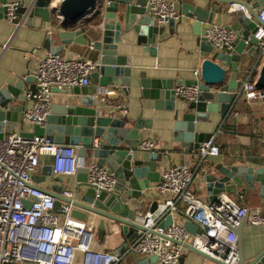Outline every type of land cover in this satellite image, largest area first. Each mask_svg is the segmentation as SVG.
I'll return each mask as SVG.
<instances>
[{
	"label": "built area",
	"instance_id": "1",
	"mask_svg": "<svg viewBox=\"0 0 264 264\" xmlns=\"http://www.w3.org/2000/svg\"><path fill=\"white\" fill-rule=\"evenodd\" d=\"M2 6L6 20L19 25L16 10L20 3L7 0ZM147 8L156 25L163 26L169 20L179 19L170 0H147ZM257 17L254 51L256 59L263 62L264 5ZM237 36L229 26L214 23L204 33L205 40L217 51L232 50ZM97 68V62L80 55L64 57L45 53L31 73L35 89L24 93L25 100L30 103L23 111V121L43 127L51 111L52 89L89 86L91 74ZM198 74L195 70L194 75ZM173 91L176 98L192 102L197 98L198 86L177 85ZM124 94V89L117 85L96 86L94 99L103 112L126 115L129 106ZM240 96L247 102H264V90L255 86L251 75L242 80ZM260 143L264 152V134ZM155 149L152 138L143 139L135 148L142 152ZM77 152V146L54 144L37 135L24 137L12 131L0 137V264H119L127 253L155 256L158 264H177L183 244H189L214 261L237 264L236 229L242 219L247 216L250 225H264V215L239 206L225 193L218 195L214 202L197 197L190 188L195 172L187 163L181 162L161 168L154 190L158 199L156 209L135 214L133 222L141 229L127 250L113 254L94 249L90 229L93 226L71 216L77 183L74 182L73 189L63 190L60 196L64 200H58L51 192L32 182L40 158L50 156L54 176L73 177L78 169L84 168L88 187L97 193L113 192L116 186L114 175L96 163H85ZM195 153L201 161L217 156L219 147L215 136L202 143ZM176 215H181L184 222L197 225L198 231L190 234L184 228V222L175 220ZM168 216L172 221L162 227Z\"/></svg>",
	"mask_w": 264,
	"mask_h": 264
},
{
	"label": "water",
	"instance_id": "2",
	"mask_svg": "<svg viewBox=\"0 0 264 264\" xmlns=\"http://www.w3.org/2000/svg\"><path fill=\"white\" fill-rule=\"evenodd\" d=\"M215 1L220 6L209 10L207 17L201 9L183 6L185 16L194 18L196 24L202 25L200 50L210 55L200 64L198 80H183L176 83V86H198L196 100L187 103L181 121L175 125L179 132L176 139L181 142L183 148L190 151L197 150L211 137L210 134L196 132L195 123L206 122L211 112L219 111L223 118L232 110L239 98L242 85V80L239 78L240 65L244 57L254 53V46L257 44L254 35L259 21L255 9L262 0ZM6 2L7 0H0V8L4 16L6 11L2 5ZM231 6H236L237 9L233 11L235 21L230 28L238 36L233 42L232 50L217 51L205 40L204 33L213 23L214 14H220L223 7ZM19 13L27 16L28 25H31L33 18H39L41 24L55 22L58 46L51 49V40H46L44 43L45 49H51L52 54H57L71 44L85 46L86 54L89 50L95 51L98 54V68L91 74V79L93 81L99 79L98 86L104 87L111 85L118 77L124 86H130L129 59L117 54V47L121 43L123 34L133 31L138 35V42L142 41L154 47L156 36L163 32V27L155 24L148 11L147 0H29L27 5H20L17 8L16 14ZM167 24L172 26L175 21L169 20ZM90 30L97 31L96 40H92L89 36ZM145 36L149 38L146 41ZM257 63L258 61L256 65ZM138 85L142 96L155 100L157 107L161 99L175 98L174 88L170 82L150 80L140 73ZM255 86L264 90V61L259 67ZM95 92L96 86L74 89L66 103L51 108L43 127L35 126L33 133H21V135L24 137L37 135L46 137L54 144L77 146V154L80 158L85 157L89 151L97 166L106 167L114 175L116 179L114 191L98 193L94 188L86 185L85 177L83 179L77 177L75 193L81 194V197L72 201L73 218L86 221L90 215H97L139 230L140 226L133 222L136 211L144 205H147L149 212L156 209L157 200H147V191L150 184L159 181L158 164L166 154L158 151H136L135 148L145 139L140 130L150 128L149 121L136 120L130 123L119 116L105 115L94 99ZM15 96L16 93L11 88L0 91V137L13 131L15 124L7 121L19 109L18 106L11 105ZM84 126L91 131L92 138L98 140L96 145L91 142L81 143L80 134ZM2 128H5V131ZM131 150H134L133 153H130ZM213 171L217 175L206 173L203 179L208 194L213 195L210 202L216 201L217 195L235 186L243 183L250 185L254 179L260 183L261 191L264 193V175L259 172L253 175L250 168L217 165L213 167ZM77 173L84 175L86 170L81 168ZM57 180L59 185L51 193L58 200H64L60 194L66 189V182L62 177H57ZM65 201L69 202V200ZM246 220L247 216L241 223ZM171 221V216H168L162 227L167 226ZM183 225L192 235L198 231L197 225L192 222L185 221ZM236 237L237 264H264V248L257 254L245 258L241 237L238 233ZM183 246L214 264H223L212 260L189 244ZM182 260L181 257L178 264H181ZM120 263L158 264L155 256L142 257L135 253L129 258L125 257Z\"/></svg>",
	"mask_w": 264,
	"mask_h": 264
},
{
	"label": "crops",
	"instance_id": "3",
	"mask_svg": "<svg viewBox=\"0 0 264 264\" xmlns=\"http://www.w3.org/2000/svg\"><path fill=\"white\" fill-rule=\"evenodd\" d=\"M8 1L27 5L29 0ZM170 1L174 4L178 14L181 15L174 25L165 24L162 26L163 32L156 36L154 47L148 43L144 44L142 41L138 42V35L133 31L121 36L117 54L129 59L130 86H124L118 77L107 87L115 85L122 87L129 109L126 115H118L112 112L104 113L113 117L119 116L130 123L136 120L149 121L150 128L142 129L140 132L143 134V138H152L155 141L156 149L154 151L166 154L162 162L158 164L159 173L161 167L181 162L187 163L195 172L190 186L191 191L200 199L210 202L213 195L208 194L203 179L206 173L217 175L213 171V167L217 165L247 167L251 169L253 175L257 172L264 175V152L260 143V137L264 134V102H247L240 96L228 116L222 118L219 111H215L209 113L206 122L195 123L196 132L215 136V141L219 147L217 156L208 157L201 161L194 150L190 151L182 147L181 142L176 139L179 132L175 125L181 121L188 102L176 97L172 100L163 98L158 101L159 107H157L155 100L142 96L138 85L139 74L143 73L150 80L170 82L173 88L177 82L183 80H198L194 71L199 72L202 60L210 55L200 50L202 25L196 24L194 18L186 17L183 6L201 9L207 17L208 11L212 8H219L220 4L215 0ZM263 5L264 0L258 5L255 12H258ZM236 9V6L223 7L222 13L214 14L213 23L230 27L235 21L233 11ZM16 23L19 25L8 22L0 8V91L11 88L16 93L11 105L18 106L19 109L7 121L15 124L13 131L31 134L34 132L35 126L24 122L22 119L23 108H27L30 103L25 100L24 93L26 90L35 89L31 73L35 69L38 59L47 52L51 53V49L58 46L59 39L55 22L41 24L39 18H33L31 25H28L27 16L19 13ZM88 34L92 40H96L98 37L97 31L90 30ZM148 39L145 36V41ZM46 40H51V49L49 50L44 47ZM85 52V46L71 44L65 46L57 54L64 57L80 55L98 63V54L95 51L89 50L87 54ZM243 60L240 65L239 78L245 80L251 75L255 80L262 61L256 59L255 51L244 57ZM90 80V85L86 87L98 86L99 79L97 81ZM76 88L80 87H54L52 89L51 108L66 103L71 97V91ZM7 122L5 121V123ZM2 130L5 131V128ZM80 141L81 143L91 142L93 144L98 142L97 139L92 138L91 131L85 126L81 130ZM81 159L85 163H96L89 151ZM51 163L52 158L50 156H42L40 165L32 176V182L42 190L54 192L59 181L57 176L51 172ZM84 175L77 173L73 177L63 178L66 182V189H73L74 182L78 180L77 177L79 179L86 178V174ZM156 183L150 184L147 191V200L149 201L157 199V194L154 191ZM224 193L232 197L239 206L264 215V193L261 191L260 183L255 179L250 185L243 183L226 190ZM80 197L81 194L75 193L74 199L78 200ZM146 211H148L147 205H144L137 209L136 214ZM175 220L184 222L181 215H176ZM86 222L93 226L90 228L92 248L106 250L113 254L125 252L138 231L136 228L97 215H90ZM236 233L241 237L245 258L257 254L264 248V225L252 226L246 220L236 229ZM131 254L127 253L126 257L129 258ZM181 257L183 258L181 264H214V262L190 252L187 248H183Z\"/></svg>",
	"mask_w": 264,
	"mask_h": 264
}]
</instances>
